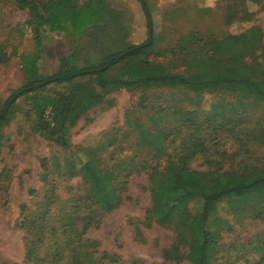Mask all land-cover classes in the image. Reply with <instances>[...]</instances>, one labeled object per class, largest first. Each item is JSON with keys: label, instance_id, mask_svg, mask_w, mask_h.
Returning <instances> with one entry per match:
<instances>
[{"label": "trees", "instance_id": "16d2710c", "mask_svg": "<svg viewBox=\"0 0 264 264\" xmlns=\"http://www.w3.org/2000/svg\"><path fill=\"white\" fill-rule=\"evenodd\" d=\"M139 1L148 37L140 44H132L128 42V29L124 36L126 46L120 49L117 42L121 34L117 30L127 25L121 21L120 14L115 15L118 11L113 10L107 0H84L81 3L78 0H16L20 8L28 10L27 24L32 31L34 50L20 54L26 83L1 105L0 127L10 120L13 97L31 91H34L32 110L38 115L30 125L31 130L43 131L63 144L70 125L121 87H184L191 91L218 88L234 90L241 96L264 102V63L258 61L259 58L264 60V44L261 43L259 26L252 25L245 31L220 38L205 36L198 29L191 30L176 47L168 50H177L181 54L186 71H178L149 58L154 53L157 36L150 7L146 0ZM224 1L227 2L225 14L228 21L250 17L249 2L264 8V0ZM90 27L109 33L110 51L96 61H86L73 52L61 56L52 73L39 71L37 61L45 32L70 33L78 37ZM257 49L260 53H255ZM88 81L93 82L94 91L85 88ZM51 84H64L67 90L44 93L43 90ZM141 108L148 106L142 105L141 101ZM47 110L51 113L49 119L45 115ZM237 116L239 113L230 117L223 115L221 121L213 125V118L203 115L200 121L197 113L186 111L182 113L180 125L166 131L150 130L135 119L138 143L149 148L155 159H163L164 165L160 168L161 164L156 161L149 167H128L122 160L117 166L109 167L112 199L104 197L100 201L96 187L90 181L93 176L89 178L85 164L74 167V162L67 160L64 177L81 176L88 185L82 184L75 191L71 189L65 199L52 187L42 204L30 215L23 216L25 260L32 264H169L172 259L184 258L190 264H215L222 258L221 233L232 230V224L217 215L218 204L225 202L231 214L237 215L247 209L251 219L264 217V175L237 185L211 189L209 173L190 167L198 157L222 160L226 155L225 143L230 139L239 148L232 157L242 162L238 166L241 173L264 168V156L255 153L258 144L264 145V130H242L239 127L241 119ZM181 128H186V133H181ZM141 172L147 173L153 202L149 218H154L160 225H172L177 240L185 237L189 241V249L184 253L177 251L176 243L164 249L161 263H150L143 258L125 260L117 253L100 250L99 241L86 236L90 228L98 227L103 213L122 203V193L130 176ZM230 172L216 173L215 180L223 181ZM46 175L44 172L43 179ZM149 225L150 222L145 223L146 227ZM258 233L256 237L260 240ZM262 238L259 245L255 241L248 242L249 251H257L259 257L253 263L245 259L241 264H264Z\"/></svg>", "mask_w": 264, "mask_h": 264}, {"label": "rangeland", "instance_id": "374dc122", "mask_svg": "<svg viewBox=\"0 0 264 264\" xmlns=\"http://www.w3.org/2000/svg\"><path fill=\"white\" fill-rule=\"evenodd\" d=\"M83 1L78 0L79 3ZM146 2L151 9L157 36L154 53L149 58L171 69L186 71L180 52L168 50L176 47L191 30L198 29L205 36L220 38L256 25L262 30L261 43L264 44V8L260 5L249 2L247 9L252 11L250 17L228 21L225 14L227 2L224 0ZM108 3L113 10L121 12H115V15L120 14L121 21L127 25L117 30L121 34L117 42L120 49L126 46L124 36L128 29V42L140 44L147 39L148 29L139 0H108ZM27 19L28 10L20 8L16 0H0V107L26 83L20 54L32 53L34 50ZM108 35V32L98 27L87 28L78 37L70 33L45 32L37 61L39 71L52 73L59 58L73 52L86 61L100 59L110 51ZM255 53H260V50L257 49ZM258 61L264 63L262 58ZM192 69L197 70L194 67ZM85 88L94 91L93 82L88 81ZM65 90L67 87L64 84H51L43 92L54 94ZM33 93L16 94L13 97L10 120L0 127V263L32 264L25 260V226L21 225V221L24 215H30L42 204L44 196L52 187L57 195L65 199L72 192L71 189L75 191L82 184L88 185L81 176L64 177L67 160H72L74 167L85 164L89 178L93 176L90 181L95 185L100 201L104 197H114L109 167L117 166L119 161L123 160L128 167H149L155 165L156 161L161 164L160 168L164 165L163 159H155L149 148L138 143L135 119L150 130L166 131L179 126L182 113L186 111L197 113L200 121L203 115L213 118V125L219 123L223 115L230 117L239 113L237 117L241 119L239 127L242 130H264V102L241 96L234 90L121 87L110 92L104 102L87 110L70 125L63 144L43 131L31 130L32 121L38 117L31 106ZM141 101L148 108L142 109ZM45 115L47 119L51 118L49 110ZM186 131V128H181V133ZM224 148L226 155L222 160L198 157L190 164L191 168L209 173L211 189L237 185L264 175V168L241 173L238 166L242 162L232 157L239 148L230 139ZM255 153L264 156V145L258 144ZM225 170L231 171L230 174L223 181H216V173ZM44 172H47L46 179H43ZM152 206L147 173H133L122 193V203L103 213L98 227L90 228L86 236L97 239L100 250L117 253L125 260L143 258L150 263H161L164 249L174 243L178 252L188 251V239L184 237L181 241L177 240L172 225H160L154 218H149ZM217 215L228 220L232 230L221 233L222 258L215 264H241L245 259L253 263L259 256L257 251H249L248 242L255 241L259 245L261 237L264 239V217L251 219L247 209L237 215L231 214L225 202L218 204ZM146 222H150L148 227L145 226ZM258 232L260 240L256 237ZM169 264L190 263L180 258L172 259Z\"/></svg>", "mask_w": 264, "mask_h": 264}, {"label": "crops", "instance_id": "0c3cea01", "mask_svg": "<svg viewBox=\"0 0 264 264\" xmlns=\"http://www.w3.org/2000/svg\"><path fill=\"white\" fill-rule=\"evenodd\" d=\"M107 2H108V0H107ZM139 33V32H138Z\"/></svg>", "mask_w": 264, "mask_h": 264}]
</instances>
